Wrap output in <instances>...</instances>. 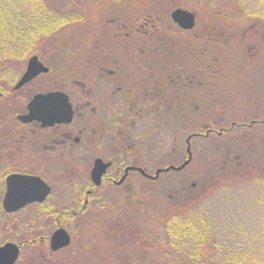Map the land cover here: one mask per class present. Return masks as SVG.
Instances as JSON below:
<instances>
[{"label": "rangeland", "instance_id": "374dc122", "mask_svg": "<svg viewBox=\"0 0 264 264\" xmlns=\"http://www.w3.org/2000/svg\"><path fill=\"white\" fill-rule=\"evenodd\" d=\"M24 1L0 0V8L19 13V15L29 14L32 10L27 9ZM100 1H54V7L60 13L72 17L74 20L42 43L40 51L42 50L41 53L44 55L45 59L43 60L54 70V78L44 77L43 82L65 81L63 83L68 84L70 81L62 77L66 73L78 71L85 66L88 67L90 65H87L89 57L101 55L104 57L106 51H121L123 48L120 43L110 48L109 46L105 47L100 39L101 37L104 40L110 39L107 37H113V27L124 19H129V23H134L133 19L136 16L148 12L149 16L162 20V23L167 25L166 28L169 27L176 31L177 28L170 23V17L173 9L181 7L197 14V31L205 32L208 30L207 26L213 27L212 31L218 34L215 38L225 44L220 43L224 50L218 49L219 54L222 52L219 55L220 60L218 63H214L212 68L207 67V64L213 63L210 61L213 55L206 54L204 58L195 59L199 56L194 53L191 57L184 54L182 58L186 59L183 64L190 68L189 71L195 72L194 74L198 72L202 79L200 86L195 83L188 87V132L190 134L198 129L201 131V122L215 125L218 129L221 126L229 128L232 122H236L238 125L236 124L231 132L229 131L221 137L214 135L207 139L192 138L190 145L195 159L183 171L162 175L156 184L150 187L153 191L156 190L154 197L144 198L149 200L146 207L139 203H128L129 201L118 203L113 200L94 204L82 216L68 220L70 223L67 224L66 229L72 237V242L68 246L56 251L52 250V252L49 245L45 243L26 244L15 264H92V262L94 263L93 259L96 258L95 254L98 256L105 254L109 257L112 253L111 247H123L122 242L116 243L118 239H121L119 231H129L131 221L134 224L144 221L146 210L151 214L146 230L148 228L156 229L159 233L164 229V224L169 216L184 213L193 207L196 208L198 204H202L204 209L210 211L211 222L216 226L220 237L228 238L226 242L224 240V243L236 247L237 253L243 255L242 259L245 264H263L264 175L260 171L264 172V128L258 123L264 119V69L262 68L264 65V22L257 21V17L254 16L236 18L241 15L237 13L239 7L234 0L229 3L225 12H221V16L220 12L214 10L213 5H209L205 0H130L132 2L128 4L112 0V2L118 3L117 7L114 4L111 8L112 14L108 18L109 21L112 17L116 20L112 26L110 22H107L108 19L104 23L99 20L100 17L97 14L100 9L97 8ZM19 3H22V7L19 6ZM260 5L258 0H251L247 6L250 9L248 11L253 12L255 7H259L260 10L264 7ZM232 16L235 17V20ZM167 32L169 33L170 30ZM227 39L228 41H226ZM198 40H200L199 45H203V39L200 37ZM190 41L195 42L194 40ZM184 42L186 40L183 37L182 41L177 43L178 55H180V51H183ZM248 45H251L252 48L248 49ZM214 49H216L215 46ZM196 52L198 53V50ZM32 55L33 52L21 60V65L19 64L21 69L18 67L12 72L10 71L9 82L18 80L26 69L27 60ZM164 60L165 58L160 59V63L158 62L156 65L161 67ZM173 63L172 67H176V64L178 68L180 67L179 63ZM166 90L170 93V87ZM216 101L217 106H215ZM194 104H200L202 108L194 109ZM1 105H3L2 102H0V107ZM0 111L3 113V110ZM2 120L3 116L0 115V121ZM171 121L168 127L163 121L161 127L159 126L160 122L158 124L156 133L158 141L156 140L157 147L155 146L157 161L163 158L159 155H165L172 151L176 152L173 154L177 156L176 160L178 161L176 162L182 161L185 157L186 148L182 147L185 145L187 137L185 130L178 123L180 121L173 117ZM242 123L244 126H239ZM250 124H252L251 127ZM227 150H230L232 154H230V160L225 163L223 155L227 153ZM162 151L164 152L162 153ZM235 153L239 155V158L232 160ZM219 156L220 158H217ZM214 159L215 161H213ZM173 161H175V157ZM149 166L151 170L152 163ZM153 171L155 168L151 170V172ZM229 171L238 174L231 179L233 185L217 189V194L211 192L214 187L213 182H223L226 181L225 179H212L204 189L198 187L197 191L188 192L185 197L190 199V203H182V201L175 203L168 196L174 192V188H179L183 181H187L189 187L193 182L203 185V182L210 178L211 173L225 176ZM171 182L173 184H170ZM140 188L142 191L149 189L142 184ZM211 194L213 195L208 198ZM196 197H199L197 201H195ZM231 197L232 200H230ZM60 203L72 204L68 201ZM134 206L142 208L141 212L136 211ZM128 211H133V213L125 216ZM154 212H160L161 216L155 218L152 216ZM190 213L192 214L194 211ZM45 220L48 219L44 218L43 222ZM33 232L35 231L28 232V240H33L35 237V235H31ZM20 234H18L19 237ZM15 235L16 233L3 232L0 234V238L17 240ZM1 244L3 245V243ZM157 244L159 245V243ZM137 248L138 246L135 249ZM117 257L118 260L114 258V262L123 260L120 255ZM131 261L133 264L134 260L131 259ZM147 263L145 262V264Z\"/></svg>", "mask_w": 264, "mask_h": 264}, {"label": "flooded vegetation", "instance_id": "af4514ba", "mask_svg": "<svg viewBox=\"0 0 264 264\" xmlns=\"http://www.w3.org/2000/svg\"><path fill=\"white\" fill-rule=\"evenodd\" d=\"M173 25L184 30L176 23ZM196 29L197 22L192 29L184 31ZM107 38L110 39H100L105 47L112 48L120 43L123 52L106 51L104 57H89L88 67L62 77L70 81L68 84L63 83L65 81L43 82L44 77L54 78V70L43 60L41 52H34L33 55H38L49 71L16 88L25 69L18 80L0 87V102L3 103L0 107L3 110V113L0 111L3 116L0 121V234L16 233L14 237H17L12 241L14 238H0V243L19 245L20 255L26 244L45 243L51 249L52 233L61 227L66 229L70 223L68 220L82 216L94 204L107 200L138 203L146 197H154L156 190L150 187L162 175L183 171L195 159L189 146L190 138L221 137L237 124L232 122L229 128L221 126L218 129L215 125L201 122L202 130L189 134L188 87L195 83L200 86L202 79L198 72L194 74L183 64L186 60L182 59L184 54L189 56L186 39L183 51L178 55V41L174 37L169 40L150 34L115 32L113 37ZM162 58H165V65L159 67L156 64ZM173 62L179 63L180 67L176 63V67H172ZM168 87L170 93L166 90ZM54 91H61L69 97L70 120L44 125L43 121L25 122L20 118L29 113V101L36 94ZM199 108H202L200 104H194V109ZM172 117L180 121L178 123L187 136L182 146L186 149L181 163L176 162L174 151L159 155L163 157L159 161L156 159L157 128L162 126V121L166 127L170 126ZM239 126H244V123ZM230 154L231 151L227 150L223 155L225 163L230 160ZM234 157L238 156L235 154ZM186 161L189 162L180 170H165L171 166L180 167ZM150 163L152 169L155 168L153 172L149 168ZM158 170L162 172L157 176ZM14 174L41 178L49 186L48 195L42 201H32L8 211L4 201L9 191L8 178ZM186 182L174 188V194L168 195L175 203L185 193ZM141 184L149 189L142 191ZM142 194L144 197L141 198ZM12 195L13 200L19 202L24 194ZM62 201L72 204H62ZM44 218L48 220L43 222ZM32 231L35 232L31 235L37 237L28 240L27 234Z\"/></svg>", "mask_w": 264, "mask_h": 264}, {"label": "trees", "instance_id": "16d2710c", "mask_svg": "<svg viewBox=\"0 0 264 264\" xmlns=\"http://www.w3.org/2000/svg\"><path fill=\"white\" fill-rule=\"evenodd\" d=\"M54 1L55 0H25L24 2L27 5V9L32 10V12L24 15H19V13L11 12L7 9L3 10L0 8V87H3L5 83H9L10 71L12 72V70L18 67L20 68L22 59L26 58V56L32 52H42V50L40 51L42 43L50 36L52 37V35L56 34L62 28L67 27L70 22L72 23L74 20L72 17H67L60 13L54 7ZM101 1L100 4H98L97 9H100V11L97 15L100 17L99 20L104 23V21L109 18L110 14H112L111 8H113L114 4L115 7L118 6V3L116 4L115 2L121 1L128 4L133 0H113L115 2H112V0ZM205 1H207L209 5H213L214 10L220 12L221 16V12L226 11L225 9L228 8V5L232 0ZM234 1L237 2V6L239 7L237 13L241 15V17L236 18L254 16L257 17V21L264 22V7H262L260 10L259 7H255V9H253L254 11L251 12L248 11L250 9L247 7L249 1L251 0ZM258 1L261 4L260 6H264V0ZM19 6L22 7V3H19ZM45 12L47 13L45 14ZM195 15L197 16V14ZM232 18L235 20L234 16H232ZM133 20L135 21L134 23H129V19H124L121 22H117L118 26L113 27L114 33L129 32L133 35L137 34L144 36H149L150 34L152 37H165L169 40H173L174 37L178 43L182 41V37H185L188 43L187 53L190 57L194 53L195 55L198 54L200 58H204L206 54L209 56L213 55V57L210 59V61L213 63L207 64V67L210 68L213 67L214 63L216 64L220 60L219 55L222 52L219 54L218 49L221 50L222 48L220 43L222 45L225 44L224 42H221L215 38L218 36V34L212 31L213 27H208L206 25L208 30L205 32H200V30L184 31L179 29V27L177 28L178 31H174L169 27L166 28L167 25L162 23V20L160 21L155 17L149 16L148 12L144 13V15L136 16ZM107 22H110V24L113 26L116 20L112 17L111 21L108 19ZM171 24L173 27H175L173 22ZM131 29L133 30L131 31ZM167 30H170V32L168 33ZM200 37L203 39V45H199L200 40L198 39H200ZM148 38L150 39V37H147L146 39ZM190 40H194L195 42H191ZM226 41H228V39ZM196 42L198 43L197 46ZM214 46L216 49H214ZM247 47L248 49L252 48L251 45H248ZM23 50L26 51L23 52ZM197 50L198 53L196 52ZM223 50L224 49L222 48V51ZM262 68L264 69V65ZM258 125L264 128V122H259ZM251 126L252 124H250V127ZM190 141L189 146H191ZM235 154L238 157L235 158ZM235 154L232 156V160L233 158H239V155L237 153ZM260 172L264 175L263 171ZM234 175L238 174H236L234 171H229L225 176L223 174L215 175V173H211L209 176L210 180L208 179V181L204 179L205 181L203 182V185L202 183L201 185L198 183V185L189 187L187 184L185 193L180 195V201L177 203H180L181 201L182 203H190V199L185 197L187 196V193L191 191H197L198 187L204 189L207 187V183H210L212 179L221 178L226 180L223 182L220 181L218 183L213 182L212 185H214V187L211 191L213 194L214 192H218L217 189L233 185L231 179L234 177ZM225 182L228 183L226 184ZM213 194L209 195L208 198ZM198 199L199 197H196L195 201ZM232 199L233 198L231 197L230 200ZM148 201L149 200L146 199L138 203L146 207ZM128 203H134V201H129ZM134 208L136 211L141 212L142 208H137L135 206ZM213 209H211V211H213ZM192 211H194V213L191 214L190 212ZM131 213H133V211H128L125 216H128ZM159 213L160 212H154L152 216L155 218L161 216ZM144 215H146L145 220L140 221L138 224H134L130 220L131 224L129 231H119L121 239H118L116 243L122 242L121 244L123 247H111L110 249L112 253L109 255V257H107L105 254L100 256L95 254L97 259L94 258V263L92 262V264H131V259L134 260L133 264H145V262H148L147 264H245L242 259L243 255L237 253L236 247L230 246L228 243H224V240L226 242L228 238L220 237V233L218 232L216 226H214L213 222H211L212 215L210 211L208 209H204L202 204H198L196 205V208L193 207V209L184 211V213L169 216L164 224V229H162V231L159 233H157L156 229L150 230V228H148L146 230V226H148L150 222L149 220L151 214L148 210H146ZM35 237H37V235H35ZM157 243H159V245ZM137 246L138 248L135 249ZM117 255H120L123 260L120 262H114V258L118 260ZM262 263L264 264V261Z\"/></svg>", "mask_w": 264, "mask_h": 264}, {"label": "water", "instance_id": "95a60500", "mask_svg": "<svg viewBox=\"0 0 264 264\" xmlns=\"http://www.w3.org/2000/svg\"><path fill=\"white\" fill-rule=\"evenodd\" d=\"M171 17L177 25L181 28L192 29L196 24V15L194 12L178 7L173 9ZM28 61L26 71L17 81L16 88H19L26 82L32 80L38 74L42 72H48L49 68L39 60L38 55H32ZM69 97L61 92L54 91L48 93H38L31 101H29L27 115L20 118L25 121L39 120L43 121L44 125L53 124L54 122L66 121L71 119L72 110L69 102ZM189 161H186L184 165L180 167H168L165 170L177 169L185 166ZM143 171V170H142ZM162 170L157 171V176ZM9 191L4 201V207L8 211L15 210L21 206L32 202L42 201L49 193V186L38 177H32L27 175L14 174L8 178ZM40 185V186H39ZM23 193V199L18 201L13 200L14 193ZM71 243V237L69 232L61 227L52 233L50 247L56 251ZM20 256L19 245L8 242L4 245H0V264H15Z\"/></svg>", "mask_w": 264, "mask_h": 264}]
</instances>
